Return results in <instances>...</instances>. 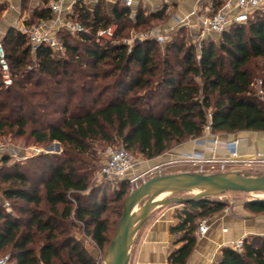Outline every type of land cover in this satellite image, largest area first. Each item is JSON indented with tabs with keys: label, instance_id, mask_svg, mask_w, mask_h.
I'll return each instance as SVG.
<instances>
[{
	"label": "trees",
	"instance_id": "1",
	"mask_svg": "<svg viewBox=\"0 0 264 264\" xmlns=\"http://www.w3.org/2000/svg\"><path fill=\"white\" fill-rule=\"evenodd\" d=\"M78 4L73 17L87 32L73 38L59 30L62 55L47 46L32 51L14 28L1 40L12 82L5 87L0 71V136L61 146L59 155L30 158L32 167L9 164L5 153L0 158V256L7 253L9 264H95L70 233L74 220L104 249L115 225L111 216L118 222L127 196L125 181L100 199L89 188L96 147L118 143L151 159L201 136L207 123L212 133L264 132V14L229 27L218 45L205 39L197 46L180 28L164 46L146 40L128 49L100 45L94 35L110 24L117 39L143 31L165 22L163 11L138 8L130 19L123 4ZM37 14L51 18L49 9ZM226 205L212 199L184 203L171 228L183 233L184 243L169 255L170 264L185 263L197 221ZM245 206L264 214V200ZM213 264H264V236L244 238L241 252L222 248Z\"/></svg>",
	"mask_w": 264,
	"mask_h": 264
},
{
	"label": "crops",
	"instance_id": "2",
	"mask_svg": "<svg viewBox=\"0 0 264 264\" xmlns=\"http://www.w3.org/2000/svg\"><path fill=\"white\" fill-rule=\"evenodd\" d=\"M101 1L108 9L117 4H123V0ZM56 2L59 4V10L53 11L51 4ZM216 2L217 0H135L133 6L129 8V15L132 10L134 12L133 17L129 16V18L134 19L138 8H142L144 13L163 11L166 21L151 27L161 26L166 29L171 39L180 28L186 27L193 39L198 22L212 12ZM77 3H79L78 6L84 4L88 9L96 4L93 0H0V40L10 28L20 31L23 27L36 24H44L58 33L59 30H63V23L77 22L73 17ZM45 9L50 10L51 18L38 17L37 13ZM132 32L136 31L130 33ZM213 136L220 142L237 140L240 158L254 157L257 151L264 152V132L262 131L242 130L233 133H215ZM214 137L206 140L189 139L154 158L144 159L137 165L159 168L164 162L177 161L192 154L219 157L222 155L221 152L213 153L210 149L213 147ZM135 166L136 163L127 174L133 171ZM178 205L181 204L160 206L149 214L133 236L127 264H170L169 255L184 243L182 232L171 231V228L179 222L177 214L184 207V205L177 207ZM206 220L209 228L202 236L194 233L195 243L184 264H213L217 261L221 249L229 247L231 241L239 237L264 236V214L252 213L245 204L232 206L231 209L229 205H226L222 210L206 217Z\"/></svg>",
	"mask_w": 264,
	"mask_h": 264
},
{
	"label": "built area",
	"instance_id": "3",
	"mask_svg": "<svg viewBox=\"0 0 264 264\" xmlns=\"http://www.w3.org/2000/svg\"><path fill=\"white\" fill-rule=\"evenodd\" d=\"M98 1V0H93ZM135 0H123V4L131 8ZM220 2L217 8L201 18L198 22L196 34L193 37L192 43L199 45L203 40L209 37H218L229 27L233 25H244L251 20H254L257 15L264 14V0H217ZM53 11L59 10V4H51ZM133 10L130 13V18L133 17ZM62 29L70 36L75 37L80 33H86L87 29L79 22L69 21L62 24ZM116 25L110 24L107 27L99 29L94 35V41L98 44H114L120 43L130 49L134 44L146 40H152L160 45H165L170 42L171 38L167 35L166 29L161 26H154L143 31L132 32L128 36L115 38ZM20 32L25 35L30 48L34 51L40 46L50 47L52 50L62 53L64 48L62 41L57 37V33L52 31L44 24H36L23 27ZM0 71L2 83L5 87L11 85V76L9 73L8 64L4 57V50L0 40ZM210 117V114L207 115ZM209 123H207L202 131L201 136L194 140H206L214 137ZM213 153L221 152L219 157H205L202 154H192L183 157L182 159L193 166L210 165L213 167L218 164L221 169H225L229 165L249 166L254 161L264 163V152L257 151L254 157L240 158L237 148V140L220 142L215 137L212 139ZM37 154L40 149H35ZM133 158L129 152L123 147L111 148L107 150L106 160L99 169V174L104 177H120L127 173L133 167ZM8 205V202L5 201ZM209 228L206 218L197 221L194 233L198 236L204 235ZM244 238L239 237L230 242L229 247L233 250L241 252L243 250ZM0 264H9V255L2 254L0 256Z\"/></svg>",
	"mask_w": 264,
	"mask_h": 264
},
{
	"label": "rangeland",
	"instance_id": "4",
	"mask_svg": "<svg viewBox=\"0 0 264 264\" xmlns=\"http://www.w3.org/2000/svg\"><path fill=\"white\" fill-rule=\"evenodd\" d=\"M1 15V13H0ZM35 24V23H33ZM31 26V25H29ZM186 31L188 29L185 27ZM187 33H190L189 31ZM189 35L190 42L192 43V38ZM76 37V36H75ZM73 37V38H75ZM220 36L218 37H209L207 40H213L215 44L218 45ZM102 45V44H100ZM62 55V53H61ZM261 64V63H260ZM261 84V78L259 76H256L254 79V89L256 91H259V87ZM7 131V130H6ZM215 134V133H213ZM52 143L46 144V145H39L34 144L32 139H26L25 137H12L11 134H5L3 136H0V158L5 153L10 158L9 164L13 162L21 163L22 167H32L34 164L33 161L30 160V158L35 157L39 154H44L48 156H56L61 153V146L59 144V148L55 146ZM53 144V146H50ZM122 147L121 144L115 143L110 145H101L100 147H96V167L91 173L90 177V187L91 189H96L99 191L97 193V198L100 199L104 193L107 195H112L115 189L119 187V183L121 181H125L127 183L126 186V195L131 193L136 187L140 186L143 182L146 180L163 174H170V173H178V172H196V173H203V174H213V173H221V172H228V173H238L240 175H250V176H256V175H264V163L259 161H254L249 166H241V165H229L226 166L225 169H221L218 164H215L213 167L210 165H203L202 168L199 166H193L190 163L184 161L183 159H179L177 161H167L160 165L159 168H147L145 166L137 165V163H140L144 158H142L140 155L135 153H130L134 164L136 163V166L133 171H131L129 174L125 173L123 176L117 177H104L101 174H99V169L103 165V163L106 160V153L108 149L111 148H119ZM35 149H40V152L37 154L35 153ZM171 149V148H170ZM147 168V169H146ZM43 168L39 166V172ZM193 192L190 191H179V192H171L167 195L163 196L160 199H165L166 197H189L192 196ZM255 197H260V195L257 194H250V193H243V192H222L219 193L210 199L219 198L223 201H226L227 205H229V208L231 209L232 206L235 205H243L246 202L252 200ZM146 197L142 199L137 205L141 207L143 203L145 202ZM171 205V204H169ZM167 206V205H166ZM3 207L6 210H10L11 207L8 204H5L3 202ZM44 207V206H43ZM177 207H183V205H178ZM156 209V208H155ZM118 217L112 215L111 220H115V225L117 222ZM70 221V220H69ZM67 221L66 223L68 224ZM74 227L70 229V233H72L74 239L79 242V244L85 249V251L88 253V255L94 260L95 264H104V254L106 247L104 249H100L93 239L90 237V235L86 234L83 230V227L80 225V223L75 222L74 220ZM115 225H113L112 230L109 232V239L111 238Z\"/></svg>",
	"mask_w": 264,
	"mask_h": 264
},
{
	"label": "water",
	"instance_id": "5",
	"mask_svg": "<svg viewBox=\"0 0 264 264\" xmlns=\"http://www.w3.org/2000/svg\"><path fill=\"white\" fill-rule=\"evenodd\" d=\"M53 144L59 148V142L55 141ZM193 187L202 191L189 197L172 196L152 202L162 193L189 191ZM226 191L264 196V175L178 172L158 175L146 180L125 197L121 216L105 250L104 264H127L133 236L155 208L168 204L184 205L188 201L210 199ZM145 197L146 200L140 207L139 213L134 215V207ZM252 200H264V197H255Z\"/></svg>",
	"mask_w": 264,
	"mask_h": 264
},
{
	"label": "bare ground",
	"instance_id": "6",
	"mask_svg": "<svg viewBox=\"0 0 264 264\" xmlns=\"http://www.w3.org/2000/svg\"><path fill=\"white\" fill-rule=\"evenodd\" d=\"M189 191H190V192H193V194H197V193H200L202 190L199 189V188H196V187L194 188V187H193V188H190ZM167 194H168V192H165V193L160 194L158 197H155V198L152 200V202L157 201L158 199L162 198L163 196H165V195H167ZM260 197H264V196L260 195ZM139 211H140V207H139L138 205H136V206L134 207V209H133V214L135 215V214L139 213Z\"/></svg>",
	"mask_w": 264,
	"mask_h": 264
}]
</instances>
